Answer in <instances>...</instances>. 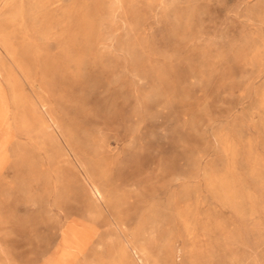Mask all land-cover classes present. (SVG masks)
Listing matches in <instances>:
<instances>
[{"label":"rangeland","instance_id":"obj_1","mask_svg":"<svg viewBox=\"0 0 264 264\" xmlns=\"http://www.w3.org/2000/svg\"><path fill=\"white\" fill-rule=\"evenodd\" d=\"M0 264H264V0H0Z\"/></svg>","mask_w":264,"mask_h":264}]
</instances>
